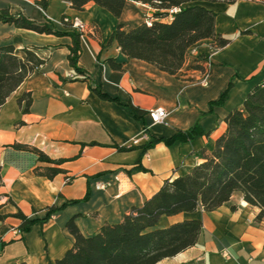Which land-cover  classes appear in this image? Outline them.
<instances>
[{"label":"crops","instance_id":"1","mask_svg":"<svg viewBox=\"0 0 264 264\" xmlns=\"http://www.w3.org/2000/svg\"><path fill=\"white\" fill-rule=\"evenodd\" d=\"M197 3L216 12L215 32L228 42L217 48L212 38L195 42L186 51L179 72L172 75L146 61L128 59L117 43L110 41L118 26L128 30L147 21L154 10L145 4L127 0L116 17L93 1L77 10L64 0H48L44 11L35 0H0V9L21 12L40 22L47 18L60 31L72 30L63 24L64 15L81 19L89 29L81 36L78 65L109 95L123 104L130 98L147 111L137 120L123 104L101 99L91 91L68 63L70 36L0 22V45L12 44L16 49L35 46L45 60L0 107V213H14L19 208L29 217H42L49 205L59 207L87 195L86 200L61 208L46 222H35L20 234L13 231L18 218L0 221V264L54 262L72 245L73 236L65 226L69 218L75 217L84 235L96 233L105 223H117L130 207L141 205L158 191L166 179L188 173L201 161L197 155L201 148H213L225 129L226 114L241 108L251 87L264 80V0ZM108 58L122 63V69L111 68ZM204 75L206 84L201 82ZM229 82L232 86L223 104L210 107ZM24 93L32 98L27 112L23 111L24 102L18 103ZM156 107L165 109L164 123L150 119L148 111ZM195 123L207 134L186 142H158L146 150L149 159L144 158L142 145L151 137H170L177 129ZM90 141L99 144H81ZM113 142L134 148L121 152ZM12 143L35 147L51 158L67 159L61 164L65 172L53 179L36 175L34 167L45 163L37 161L33 153L15 150ZM137 160L148 170L128 173ZM116 176L125 181V187L118 185ZM97 181L112 184L97 189ZM8 196L15 204L5 203ZM258 212V207L234 195L211 211L198 207L192 212L162 215L160 227L185 218L200 219L202 227L193 246L159 264H264V218L257 219Z\"/></svg>","mask_w":264,"mask_h":264},{"label":"trees","instance_id":"2","mask_svg":"<svg viewBox=\"0 0 264 264\" xmlns=\"http://www.w3.org/2000/svg\"><path fill=\"white\" fill-rule=\"evenodd\" d=\"M70 7L82 10L84 5L93 1L114 16H120L127 0H64ZM151 7L154 11L147 21L128 30L118 26L111 34L119 50L128 58H135L154 65L159 70L176 75L184 62L188 48L195 42L214 39V48L222 47L228 39L217 35L214 29L216 12L197 3L202 0H133ZM231 3L235 0H206ZM46 11L48 0H35ZM0 22L12 24L18 28L30 29L39 33L68 35L67 59L74 71L87 81L91 91L101 99L123 104L118 97L109 95L101 83H96L86 69L78 65L81 52V32L75 30L60 31L49 20L36 21L21 12L12 14L7 8L0 9ZM63 24L70 28V23ZM92 28L98 31L93 22ZM37 47L24 46L16 49L12 44L0 45V107L10 94L45 60L36 53ZM20 51L22 55L18 53ZM113 69L121 70L122 63L113 58L107 59ZM73 79H77L76 77ZM232 82L221 92L219 98L210 102L221 105L227 98ZM30 93L18 98L24 102L23 111L27 112L31 103ZM132 116L142 120L146 110L134 105L129 98L124 104ZM224 131L215 140L211 150L201 148L197 155L201 161L184 175L166 179L162 186L141 205L132 206L124 213L121 221L105 223L91 235H84L76 225L74 218L67 220L65 226L73 236L72 245L54 262L45 264H159L161 260L193 246L198 239L202 222L198 218H185L167 226H158L162 215H175L180 212H192L198 207L211 211L229 202L232 196L240 195L248 204L259 208L257 219L264 218V80L255 83L247 92L242 107L231 109L225 116ZM145 129V125L142 126ZM207 134L195 123L187 129H177L170 137H151L142 145V152L158 142L170 144L176 140L186 142L196 135ZM82 145L99 144L96 141L81 142ZM118 151H129L134 147L111 144ZM15 150L36 155V175L53 179L65 172L61 164L64 158H51L41 150L27 144L12 143ZM137 160L127 169L128 173L147 171ZM0 177V185H1ZM2 194H0L1 197ZM7 195V194H5ZM82 199H70L61 206L54 204L46 207L42 217H29L19 208L14 213H0V221L7 217L20 220L16 226L21 232L28 231L35 222L44 223L61 208ZM5 203H13L10 196ZM1 206V205H0ZM232 209L234 205L230 206ZM19 264H25L23 262Z\"/></svg>","mask_w":264,"mask_h":264},{"label":"built area","instance_id":"3","mask_svg":"<svg viewBox=\"0 0 264 264\" xmlns=\"http://www.w3.org/2000/svg\"><path fill=\"white\" fill-rule=\"evenodd\" d=\"M63 20L65 22L70 23V28L72 30H75L76 32H81L82 34H84L89 29V26L86 23H84L81 19H79L78 17H76V16L64 15L63 16ZM82 34H81V36H82ZM201 82L204 83V84L207 83V81H206V75H204L202 77ZM148 115H149L150 119L152 120V122L164 123L165 122V117H166V111L162 107H156V108L150 109L148 111ZM132 143L133 144H137V139H133L132 140ZM143 156H144V158L149 159V155L146 152V150L144 151ZM2 163H3V157L0 156V165H2ZM124 175L125 174H123V177H125V178H123V179L125 180L126 179V176H124ZM115 180L117 181V183H118L119 186H121L122 188L125 187V183H124L125 181L123 182L122 181V178H120V176H116L115 177ZM111 184H112L111 181H97L95 183V187L97 189H105L108 186H110ZM13 231L16 234L22 233L21 231H19L16 228H14Z\"/></svg>","mask_w":264,"mask_h":264}]
</instances>
